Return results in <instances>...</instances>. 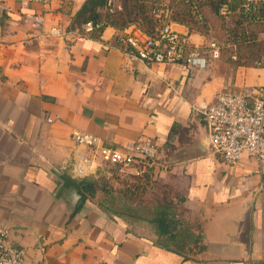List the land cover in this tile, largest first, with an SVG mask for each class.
<instances>
[{"label":"crops","instance_id":"1","mask_svg":"<svg viewBox=\"0 0 264 264\" xmlns=\"http://www.w3.org/2000/svg\"><path fill=\"white\" fill-rule=\"evenodd\" d=\"M86 1L0 0V226L11 244L25 264H264V166L211 155L203 116L217 92L264 86V58L241 63L248 54L231 44L214 0H199L201 30L169 23L195 44L217 42L218 59L135 63L115 28L80 31ZM76 130L116 150L156 142L160 180L185 197L176 234L107 214L104 164L73 175ZM83 180L93 188L83 192Z\"/></svg>","mask_w":264,"mask_h":264},{"label":"built area","instance_id":"2","mask_svg":"<svg viewBox=\"0 0 264 264\" xmlns=\"http://www.w3.org/2000/svg\"><path fill=\"white\" fill-rule=\"evenodd\" d=\"M37 1L47 4L49 0ZM107 5L111 11L114 0H107ZM262 9L264 0L241 1V13L248 22L264 23V16L260 15ZM168 12V6L164 4L155 14L165 18ZM230 13L227 5L219 10V14L226 18ZM25 20L35 27L42 25L38 16L25 15ZM99 28L100 24L93 22L83 25L85 34ZM51 35L59 36L60 31L53 28ZM117 40L131 61L147 65L184 64L189 67H204L207 58L218 59L221 55V47L217 42L209 43L205 47L195 44L188 34L173 30L170 23L159 26L153 35H147L137 28L131 32L125 30L118 33ZM261 65L264 66V60ZM203 116L211 155L220 157L229 165L249 159L254 160L260 167L264 166L263 85L215 93L212 103L203 111ZM72 138L77 145L72 172L77 178L90 175L101 164L129 168L135 165L137 158L143 163L141 172L145 167L157 166L158 146L152 139L116 150L102 146L97 137L81 131H73ZM0 264H25L24 251L11 244L7 226H0Z\"/></svg>","mask_w":264,"mask_h":264},{"label":"trees","instance_id":"3","mask_svg":"<svg viewBox=\"0 0 264 264\" xmlns=\"http://www.w3.org/2000/svg\"><path fill=\"white\" fill-rule=\"evenodd\" d=\"M241 1L214 0L211 4L215 5V12L228 24L226 25L228 38L237 50L247 49L250 51V49H254L261 51L259 48L264 46V23L248 22L241 13ZM118 3H120L121 9L113 8L114 10L112 9L110 12L107 7V0H87L76 17L80 31H83L85 23L93 22L94 24H100V28L89 35L100 34L105 27H113L118 32L134 27L147 35H153L159 26L169 23L170 20L186 23L196 30H201L203 23V19H200L201 4L199 0H118ZM164 4L168 6V15L165 18L163 16L157 17L155 11ZM224 5H227L231 12L228 18L219 14L220 8ZM260 15L264 16V9H262ZM120 46L122 48L121 44ZM263 58L260 54L253 56L248 54L245 56L246 60L241 63L250 64V59H253L254 63H258ZM135 165L139 168L142 167V160L137 158ZM113 166L118 167L117 165ZM158 169L156 166L147 168L142 176L143 178H137L141 182L137 184L144 186L138 187L142 190L149 189L148 184H150V187L154 186L155 188L156 185L160 187L163 193L162 196L143 203L147 206H154V213H158V215L150 220V223H154L159 230V235L165 238L176 234L174 233L176 227L179 224L181 225L180 220L173 213H180L178 210L182 213L181 206L185 197L178 191L171 190L167 184L162 183ZM114 170L118 171L117 168H114ZM83 183L85 184L83 192L86 187L93 188V186L86 185V180H83ZM130 187L131 189L135 188L133 185H130ZM103 192L106 193L107 189L104 188Z\"/></svg>","mask_w":264,"mask_h":264},{"label":"rangeland","instance_id":"4","mask_svg":"<svg viewBox=\"0 0 264 264\" xmlns=\"http://www.w3.org/2000/svg\"><path fill=\"white\" fill-rule=\"evenodd\" d=\"M118 6H120V3L115 0V8L118 9ZM259 49L261 51L245 49L244 53L253 56L264 52V46ZM249 62L254 63L253 59H250ZM118 167L112 164H105L101 167V170L96 172V178L101 184L100 187L107 189L106 193L103 192L105 195L102 198L101 205L103 204L104 207L113 212L107 214L116 216L120 221H126L133 226L145 224L147 227L157 228L154 223H150V220L155 218L158 213H154V206H147L143 202L152 201L162 196L163 193L158 185L154 188V186L150 187V184H148L149 189L145 188L142 190L139 188L144 186L137 184L139 182L137 178H143L142 176L149 167H145L143 172L141 170L144 167L139 168L137 165L124 169ZM114 168H117L118 171L114 170ZM130 185L135 188L131 189ZM178 211L180 213H173L177 218L182 215L181 211Z\"/></svg>","mask_w":264,"mask_h":264}]
</instances>
